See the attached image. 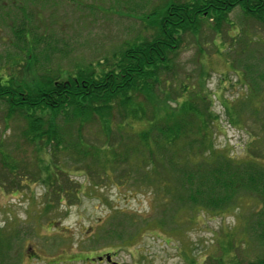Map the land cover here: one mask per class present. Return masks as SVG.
<instances>
[{"label":"rangeland","instance_id":"1","mask_svg":"<svg viewBox=\"0 0 264 264\" xmlns=\"http://www.w3.org/2000/svg\"><path fill=\"white\" fill-rule=\"evenodd\" d=\"M161 1L0 0V79L17 75L30 82L42 70L71 72L112 58L142 35V18ZM201 28L197 41L187 35L177 54V72L166 78L175 88L188 85L190 92L202 83L201 96L210 102H191L199 110L207 104L217 116L213 144L218 153L237 162L255 157L264 166V105L257 116L251 114L248 77L255 76L250 71L242 78L246 66L264 61V25L235 9L221 34ZM18 30L38 41L33 50L16 40ZM166 103L175 106L173 100ZM228 107L241 117L240 126L230 122ZM84 125L82 131L69 127L66 149L37 147L22 138L21 115L7 116L0 102V264H107L106 255L117 264H245L264 258V242L254 235L251 218L259 207L252 197L224 211H202L152 196L156 191L133 173L128 187L112 181L125 174L124 165L109 172L110 181L103 180L104 165L90 156L77 157L70 148L78 136L94 148L106 143L96 122ZM45 166L51 174L58 170L56 181L43 180L38 170ZM110 229L112 234H104ZM115 232L125 242L113 238Z\"/></svg>","mask_w":264,"mask_h":264},{"label":"trees","instance_id":"2","mask_svg":"<svg viewBox=\"0 0 264 264\" xmlns=\"http://www.w3.org/2000/svg\"><path fill=\"white\" fill-rule=\"evenodd\" d=\"M235 9L245 19L264 25V0H162L142 18V35L122 45L112 58L103 57L95 65L87 63L71 72L42 70L30 82L10 75L0 79V102L5 103L7 116L21 115L24 119V141L45 149L68 148L69 127L79 126L77 131H82L84 124L96 122L106 143L94 148L78 136L70 148L77 157L90 156L104 165L103 180L110 181L109 172L124 165L125 174L112 181L128 187V177L133 173L156 191L152 196L202 211H224L236 206L242 197H252L259 207L251 218L256 226L254 235L264 242V166L255 157L237 162L218 153L213 144L217 116L207 104L199 110L192 103L209 100L201 96L202 83L198 91L190 92L188 85L175 88V82L166 78L177 72V54L187 35L197 41L203 25L213 35L221 34ZM15 38L27 50L38 44L22 30ZM32 62L35 65L36 57ZM250 71L255 76L248 77L249 99L254 105L251 114L255 117L264 105V87L259 88L260 82L264 84V61L246 66L242 78L246 79ZM160 98L167 99L162 102ZM169 99L175 102L174 107L167 105ZM227 109L230 122L240 126L239 114L233 107ZM260 124L263 130L264 117ZM137 125L142 127L139 131L134 129ZM41 151L38 148V153ZM47 155L51 158L54 153L47 151ZM7 159L3 156L2 162ZM38 172L44 173L43 180L48 177L56 181L58 170L51 174L45 166ZM105 233L112 234L113 230ZM113 238L121 242L127 239L119 232ZM245 264H264V258Z\"/></svg>","mask_w":264,"mask_h":264},{"label":"flooded vegetation","instance_id":"3","mask_svg":"<svg viewBox=\"0 0 264 264\" xmlns=\"http://www.w3.org/2000/svg\"><path fill=\"white\" fill-rule=\"evenodd\" d=\"M98 258H101V260H98ZM89 259L92 260L93 258H89ZM112 259H113V256L110 255L111 263L107 262V264H113V263H115ZM97 261L98 262H101L102 261V257H97Z\"/></svg>","mask_w":264,"mask_h":264},{"label":"water","instance_id":"4","mask_svg":"<svg viewBox=\"0 0 264 264\" xmlns=\"http://www.w3.org/2000/svg\"><path fill=\"white\" fill-rule=\"evenodd\" d=\"M98 260H101V258H98ZM105 260L110 263L111 262L110 256L109 255H106L105 256ZM113 264H117V263H113Z\"/></svg>","mask_w":264,"mask_h":264}]
</instances>
